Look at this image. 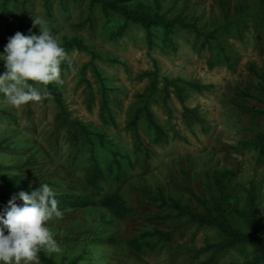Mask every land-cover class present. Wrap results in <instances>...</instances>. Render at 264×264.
<instances>
[{"label": "rangeland", "instance_id": "1", "mask_svg": "<svg viewBox=\"0 0 264 264\" xmlns=\"http://www.w3.org/2000/svg\"><path fill=\"white\" fill-rule=\"evenodd\" d=\"M34 18L73 60L0 93V214L45 183L63 213L39 264H264V0H0V54Z\"/></svg>", "mask_w": 264, "mask_h": 264}, {"label": "clouds", "instance_id": "2", "mask_svg": "<svg viewBox=\"0 0 264 264\" xmlns=\"http://www.w3.org/2000/svg\"><path fill=\"white\" fill-rule=\"evenodd\" d=\"M45 23L42 18H34L33 25L40 26L41 34L26 36L17 32L9 38L3 54H0L7 69L4 75H0V93L15 108L50 98L47 86L53 82L57 85L64 83L62 62L69 69L73 67L71 55L44 27ZM34 84L43 85L44 90ZM56 195L45 183L31 194L24 191L18 194L23 206L16 204V196L9 200L4 213L0 214V264H39L41 251L49 254L61 252L54 233L47 226L54 218L63 217Z\"/></svg>", "mask_w": 264, "mask_h": 264}, {"label": "trees", "instance_id": "3", "mask_svg": "<svg viewBox=\"0 0 264 264\" xmlns=\"http://www.w3.org/2000/svg\"><path fill=\"white\" fill-rule=\"evenodd\" d=\"M102 1H104L105 3H107L108 2V0H102ZM262 1V0H261ZM250 16H254V17H256L257 19H260V17H259V15H258V13H255V14H249ZM260 31H264V26L261 24L260 25ZM148 117L150 118V119H152V115L148 112ZM154 126H155V133H156V135H157V137H160V135H161V133L163 132V130H161L160 129V126H158V125H156V124H154ZM257 145H260V144H258V143H261V145H263V148H264V135L263 134H261V133H257ZM197 217V216H196ZM225 228V226H223V229ZM163 235V238L164 239H170V234L169 233H163L162 234ZM263 253H264V249H263ZM39 255H40V253H39ZM40 258L41 259H43V260H46V258H44L42 255L40 256Z\"/></svg>", "mask_w": 264, "mask_h": 264}]
</instances>
